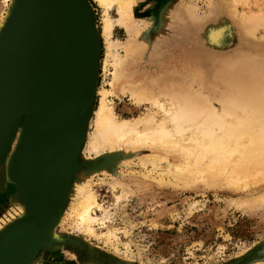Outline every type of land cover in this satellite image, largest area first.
<instances>
[{
  "label": "bare ground",
  "instance_id": "obj_1",
  "mask_svg": "<svg viewBox=\"0 0 264 264\" xmlns=\"http://www.w3.org/2000/svg\"><path fill=\"white\" fill-rule=\"evenodd\" d=\"M2 1L7 10L4 16L0 14V57L21 3V0ZM96 1L104 10L103 35L109 44L110 57L115 59L110 83L112 91L92 88V50V55L89 53L87 56L84 81L82 69L75 84L59 80L51 82L41 106L36 107V99L25 103L22 134L16 137L14 150L7 160L13 173L20 170L15 163L40 166L48 182L40 185L38 175L28 181L15 178L16 182L7 174L3 183L0 180L1 190L9 186L13 188L10 198L17 211L9 221L0 222V264L44 263L36 258V254L39 247L48 245L49 239L42 235L46 232L49 235V230H43L44 226L35 219L36 214L40 209L47 214H56L67 197H71L75 204L67 214L74 218L79 229L92 232V225L97 220L94 212L100 208L97 196L88 180L78 181L69 189L67 178L74 168L71 162H76L79 155L77 151L73 152L72 143L77 138L78 128L86 127V120L90 121L93 113L94 129L89 134L86 149L97 158L106 155L103 163L114 167L120 163L127 165L135 152L148 148L147 161L160 163L172 158L173 162L166 170L177 185L226 188L244 195L235 202L240 208L255 210L264 207V81L252 77L241 80L239 77V80L232 82V79V83H228L222 79L221 71L210 74L212 69L207 55L213 54V49L207 55L203 54L198 68L171 65L161 71L152 70L150 60L146 59L151 47L146 28L155 19L152 11L160 4L157 8L159 18L165 19L162 22L170 26V22L176 20L186 21L182 14L184 8L181 5L177 7L179 2L174 0H148L145 3L144 0ZM190 3V7L185 6V12L191 15L193 22L199 17V12L195 3ZM113 9L117 12L114 20L110 17ZM142 11L144 14H140ZM146 11L149 13L145 16ZM229 16L237 19L232 10H229ZM250 17H245L246 22L235 21L242 33L241 38L245 40L255 36V24L263 20L257 19L253 23L251 20L255 18ZM162 22L161 26H164ZM186 22L192 29L196 26L194 22ZM115 24L124 27L126 40H111ZM229 32L228 27L215 26L206 31V36L212 46L220 48ZM118 48L123 50V55L114 52ZM77 53L78 50L72 54L74 65ZM143 57L146 66L141 70L138 63ZM230 66L235 69L234 65ZM255 70L251 64L248 72L255 74ZM88 71L90 78L88 76L87 79ZM82 81V86H79ZM96 92L102 97L98 107L93 108ZM127 93L137 104L149 103L156 107L162 118L159 120L157 113L150 112L138 119L118 120L107 97ZM50 142L53 145L51 149L47 148ZM61 216L57 214V222Z\"/></svg>",
  "mask_w": 264,
  "mask_h": 264
},
{
  "label": "rangeland",
  "instance_id": "obj_2",
  "mask_svg": "<svg viewBox=\"0 0 264 264\" xmlns=\"http://www.w3.org/2000/svg\"><path fill=\"white\" fill-rule=\"evenodd\" d=\"M87 1L92 7L93 21L99 32L101 44L97 89L112 91L110 83L113 79L115 59L110 57L109 44L103 35L104 10L96 0ZM147 1L144 0V3ZM175 1L179 2L177 7L181 5L185 11L190 7V2H192L190 5L195 3L199 17L193 21L196 24L194 30L186 22L193 23L191 15L185 11H182V14L186 21L176 20L177 22L168 23L170 26L166 24L168 26L166 27L163 23L165 19L159 18L157 8H160V4L152 11L155 19L146 28L148 34L146 37L148 36L151 42L146 59L150 60L149 67L152 70L161 71L171 65L179 68H198L203 54L207 55L213 49L212 53L215 55H207L212 69L210 74L219 70L223 73L222 79L228 83L232 79L234 80L232 82H235V79L244 80L250 77L264 81V0ZM2 2L0 0V14L4 16L7 7ZM8 4L10 5V2ZM229 10H232L237 17L235 19L240 22L242 20L246 22V16H251L250 18L253 16L255 18L251 20L253 23L254 20L256 22L257 19L263 18L262 21L260 20L262 24L259 23L260 21L259 24H255L257 29H254L256 30L254 39L241 38L240 28L236 20L229 16ZM148 13L149 11H146L145 16ZM110 17L113 20L117 18L115 9L110 12ZM251 21L247 22L252 23ZM161 22L165 26L164 29ZM215 26H225L230 31L224 46L220 48L212 46L206 36V31ZM126 38L124 27L115 24L111 40L124 41ZM114 52L124 54L121 48ZM211 55L213 56L210 57ZM144 58L138 63L141 70L146 66ZM251 64L256 67L257 73L248 72ZM230 65H234L235 69H231ZM101 97L96 92L95 108L98 107ZM107 102L113 108L118 120L138 119L150 112L157 113L159 120L162 118L158 115L160 112L156 107L150 106L149 103L137 104L128 93L109 95ZM93 119L94 113L90 118L87 139L79 158V163L84 166L106 156L97 158L94 154L90 155L86 149L89 134L94 129ZM13 150L14 146L11 152ZM148 150L144 148L142 152H135L127 165L126 163H120L115 167L106 165L93 170L83 168L82 171L79 170L74 174L72 186L81 180H88L92 186L91 189L100 205V208H96L94 212L97 220L92 225V232L84 228L79 229L74 218L67 214L69 208L75 205L74 200L69 197L62 212L63 217L61 216L60 222H57L52 232V237L59 242L39 250L38 259L44 262L40 264H258L257 262H264V207L255 210L240 208L235 202L244 195L226 188L177 185L169 170H166L173 162L172 158L159 161L160 163L152 161L153 164L151 160H146ZM8 162L9 160L0 170L2 183L8 174ZM12 192L11 186L6 190H1L0 187V196L4 197L0 204V222L11 218L8 214L16 215L15 205L7 201Z\"/></svg>",
  "mask_w": 264,
  "mask_h": 264
},
{
  "label": "water",
  "instance_id": "obj_3",
  "mask_svg": "<svg viewBox=\"0 0 264 264\" xmlns=\"http://www.w3.org/2000/svg\"><path fill=\"white\" fill-rule=\"evenodd\" d=\"M77 50L78 57L74 65L72 54ZM92 50L94 75L91 76V80L88 71L87 79L89 76L92 88L95 87L97 90L101 44L89 2L87 0H21L0 57V168L7 161L16 137L22 134L25 103L28 104L32 99H36V107L41 106L51 82L59 80V82L71 81L75 84L82 69L84 81L87 56L89 53L92 55ZM83 81L79 86H82ZM95 100L96 94L93 108H95ZM60 119L62 120L61 117ZM88 120L85 123L86 127L78 128L77 138L72 143L73 152L77 151L79 155L76 162L74 160L71 162L74 168L67 178L69 189L77 171L83 168L93 170L108 165L102 162L103 158L85 166L79 163L80 153L86 140ZM47 148H53L52 142L47 144ZM34 154L37 155L36 151ZM14 165L20 166V170L13 173L9 164L8 177L11 175L14 179L28 181L34 175H38L41 178L40 185L48 182L40 166L16 163ZM7 201L13 204L10 198ZM67 201L68 197L56 214H47L42 209L37 212L36 217L33 214L44 226L43 230H49V235L47 232L42 235L43 238L49 239V243L37 249L36 258L42 247L59 242L50 232L55 229L56 216L62 215Z\"/></svg>",
  "mask_w": 264,
  "mask_h": 264
},
{
  "label": "built area",
  "instance_id": "obj_4",
  "mask_svg": "<svg viewBox=\"0 0 264 264\" xmlns=\"http://www.w3.org/2000/svg\"><path fill=\"white\" fill-rule=\"evenodd\" d=\"M8 215H10L11 218H6V217H5V218L7 219V221H9L10 219H12V217L14 216V215H12V214H8Z\"/></svg>",
  "mask_w": 264,
  "mask_h": 264
},
{
  "label": "flooded vegetation",
  "instance_id": "obj_5",
  "mask_svg": "<svg viewBox=\"0 0 264 264\" xmlns=\"http://www.w3.org/2000/svg\"><path fill=\"white\" fill-rule=\"evenodd\" d=\"M3 198H4L3 196H0V204H2V202H3V201H2ZM0 211H1V210H0Z\"/></svg>",
  "mask_w": 264,
  "mask_h": 264
}]
</instances>
